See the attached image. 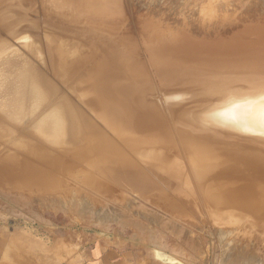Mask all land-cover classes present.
I'll list each match as a JSON object with an SVG mask.
<instances>
[{"label": "rangeland", "instance_id": "obj_1", "mask_svg": "<svg viewBox=\"0 0 264 264\" xmlns=\"http://www.w3.org/2000/svg\"><path fill=\"white\" fill-rule=\"evenodd\" d=\"M18 2L0 0V144L7 147L0 150V264H76L96 239L132 248L164 264H264V229L254 222L261 219L257 215L260 202H253L245 212L231 213L208 197V186L198 176L206 171L209 176L214 171H225L226 165H195L194 156L205 141L215 139L205 129L202 141L197 134L204 132L182 120L184 111L192 107L184 96L174 102L175 107L161 97L234 75L249 82L256 79L254 88L263 90L234 95L227 103L202 107L204 112L211 121L227 126L224 131L228 134L234 129L229 119L237 104L242 109L250 108L252 116L264 115L260 113L264 110V0H87L75 13L67 9L59 12L65 17L59 22L43 4L37 8ZM17 21L20 25L30 23L31 29L25 25L26 29L12 36L15 33L9 30L18 27ZM50 25H60V37L43 31ZM57 45L78 50L68 57L66 80L80 69L69 67L71 63L77 65L88 59L89 69L84 65L81 70L93 74L92 68L95 70L103 60L99 54L107 53L109 61L123 68V75L133 87H142L138 94L145 92V99L156 103L158 116L154 113L150 118L163 130L147 131L150 135L136 143L137 158L130 154L155 173L148 175L154 186L145 190L126 182L122 174L120 179L110 170L98 168V173L96 168L101 164L89 161L102 157L99 139L90 137V150L78 154L68 147L61 154L56 150L59 141L66 139L70 121L52 131L42 127L69 119L72 103L101 124L98 113L82 106V99L93 89L84 84V77L78 78L79 86H68L58 76L53 55ZM186 104L190 107L178 109ZM224 131L220 130L219 135L225 140L217 143H237L226 140L232 138ZM129 134L140 135L138 131ZM163 135L169 140L161 137L163 143L158 142L156 136ZM15 136V142H25L24 146L41 144L38 139L48 141L46 152L27 153L30 161L39 162L43 168L56 161L54 165L60 168L52 177L31 168L9 170L6 165L13 160L7 154L1 155L8 151L25 153L24 146L10 143ZM197 139L200 141L192 144ZM249 139L257 142L245 148L264 152L263 143L258 142L263 139ZM223 149L222 153L228 154ZM166 150L164 161L178 168L168 177L170 180L154 158ZM227 158V163L237 164L235 157ZM247 164L241 162L233 168L238 182L243 173L255 185L263 181L261 168ZM111 165L102 168L113 169ZM126 176L130 177L129 173ZM33 181H39L40 186H33ZM259 200L264 201V195Z\"/></svg>", "mask_w": 264, "mask_h": 264}, {"label": "bare ground", "instance_id": "obj_2", "mask_svg": "<svg viewBox=\"0 0 264 264\" xmlns=\"http://www.w3.org/2000/svg\"><path fill=\"white\" fill-rule=\"evenodd\" d=\"M86 1L87 0H33L32 2V0H20V2L18 3L24 6L26 5L27 7L33 6L37 8H39V6L43 4V7L46 9V11L47 12L49 11V13L51 14V17H53L55 21L59 22V21H62L63 18H65L59 15L58 14L59 12L67 9V11L69 10V12L75 13L77 12L79 8L84 6V3ZM30 2L32 4H29ZM19 14L21 15V13ZM6 16L7 15H5V17ZM25 25L27 26L26 27L27 29H31L30 26H28L30 25V23H25V24L20 25L19 21H17L18 27H13L14 29L9 30V33L10 34L15 33L14 35H12V36H15L19 29H26V28H23ZM38 28L40 29L39 25H38ZM42 29L43 31L45 30L49 31L52 34L55 33L58 37H60V30H61L60 25H50L46 28L43 27ZM73 37L76 38L77 36H73ZM76 51L78 50L70 49V46L66 49H63L62 47L57 45V47L54 49V52H53V55L56 58L54 64L56 65L57 74L60 77L62 83L66 82L68 86L69 85L71 86V83H74L73 84L74 86L76 85L79 86L80 80L78 78L84 77L83 78V80L85 81L84 84L89 85V86L91 85L93 89H91V92L89 94L88 93L86 94L85 99H82V103H83L82 106L87 109L90 107L91 112L93 110L94 112L98 113L97 115H99L102 125L99 124L97 121H95L94 118L89 116V114H87L85 110L83 111L82 107H80L78 104L74 105L75 104L74 102L69 108V113H70L69 119L64 118L62 122L60 123L58 122L50 123L49 122V124L48 123L44 124L42 129L45 131H48V130L52 131V130L57 129L61 123H64L65 121H70L71 125H70L69 130L66 132V139H63L61 142L59 141V145L57 144L56 146L57 147L56 150L59 151V154L63 152L62 151L63 149L68 150V148L72 149V152L74 153L76 152L77 154L80 151L85 150V149L90 150V145H88L89 138L93 137L94 140L99 139L103 144L102 145V153H103L102 157H94L91 161H89V163H92L93 165H95V163H98V162L101 165L102 164L103 165L112 164L113 166L112 165L111 166L114 167L113 169L112 168L110 169L108 167L102 168L103 165L102 167L101 165L98 166L96 169L97 171L99 168L106 172L107 170L115 172V174L119 176L120 179H122L120 177V174H122V177L126 182L135 184L136 186L138 185V187L141 186L145 190H147L151 186L155 185L148 175L152 173L154 174V176L156 175L150 168L145 166L139 159L135 160L134 157L137 158L135 156V154H137L136 153L137 152L136 143L138 144V141L140 140L144 141L147 138L146 135H150L146 132L147 131L154 132L156 129H161L160 125H156V122L150 118V116H152V114H154L156 111V103L148 102L144 97V95H146L145 92L143 93V95L138 94V92L142 90V87L141 86L140 88L133 87L129 83L126 77V74L123 75L122 73L124 71L123 68L119 67L117 62L109 61L108 59L109 56L107 55V53L103 54L101 52L99 56L102 55L103 60L99 59L100 61L98 63L94 61L97 63L96 64L97 66L95 67V70H93L94 68H92L93 74L90 73L91 70H88V72L81 70L84 65H86V67L88 68V64L90 62L88 61L87 58H85V60L86 59L87 60L84 63H80L77 65L76 64L74 65V63H71L72 65L69 67H75V68H80V69L79 70L75 69L76 72L73 73L71 77L68 78V80H66L67 75H68L67 74L68 68L66 67L65 69V66H67V64H70L69 62L70 58L68 57L73 55V53L76 54L75 53ZM97 53H100V52H97ZM93 56L96 57V55L94 54ZM93 65L92 67L95 66ZM87 68H85L84 70H86ZM259 75L260 74H258V76ZM224 77H225V81H228L227 80L228 77H232V76H224ZM232 78H235L234 75ZM194 79L195 78H192L191 81H193ZM69 80H71V82H69ZM77 80L79 81L77 82ZM193 82L197 83L199 81L195 80ZM247 82L249 83V81ZM239 87L238 88L240 89V91L227 92L225 96H228V97H226V99L224 100L223 99L221 100V98L214 97L215 99L212 102L206 103V104L204 103V107L216 106L218 104L227 103L231 98H233L234 95L236 97H241V96H244V94H258V93H251V89H252L251 87L249 91L245 90L243 86L239 85ZM66 96H67L66 99L68 98L70 99V97H68L69 95H66ZM261 98L264 99V95ZM193 107L194 105H192V107H190L186 111L188 113H186L185 111L184 113L186 114V116L193 115V116H196V118H193V120L191 119V122L187 121L186 118H185L186 119L185 121L183 118V121L187 122L188 124H194L195 128H199L200 132H204L203 134L201 133L197 134L198 137L202 138V141H204L205 134L207 133H211L210 137L213 138V140L215 139V141H211V140L205 141V146H202L196 152L194 156L196 159L195 165L203 164V163L211 164L212 162H215V165L218 163L221 165L222 163V165L223 166L226 165V168H227L225 171L224 170L216 171V172L214 171L212 176L211 175L209 176V173H207V171L198 176L200 177L201 181L204 180L202 184H206L208 186V190H209L208 197L214 200L216 203L220 204L221 205L220 207L223 210L229 211L231 213H234V212L236 213L238 211L245 212L252 206L253 202L259 201L260 210L257 215L261 219L258 221L254 220V222L255 224H258V226H261L264 229V201L259 200L264 195V180L263 181L261 180L258 182L261 185V187L254 188L258 186L259 184L255 185L251 183V181H249L250 176L249 175L245 176L246 174L243 173L245 175L242 174L241 183H239L238 174L233 169L234 167H237L239 164H241V162H245V163L248 162V164L250 163L249 166L259 167L261 168L260 171L264 173V152H260V150H254V149L249 150L248 148H245V146L248 145V143L241 144V147L237 143H227V144L217 143V142H222L219 139L225 140L223 136L219 135L220 129L219 130L215 129L214 132L210 130V132L206 133V130L209 131V129L212 128L211 125L216 126L217 122L211 121L209 114L205 113L204 110L203 112H201V110H198L197 108H193ZM260 113H264V110L261 111ZM197 115L199 117L198 119H197ZM188 118L190 119V117ZM229 121L232 122V126H234L235 130H238L237 127L238 128L240 127V130L247 132L248 136L251 138V136L249 135V133H251V128L253 127V125L256 126L257 124H264V115H259L258 113H256L254 116H252V112L250 108L249 110L242 109L237 104L236 107L232 110V117L229 119ZM218 125H221V124L218 123ZM206 127H209V129ZM226 127L227 126H225V128ZM23 128H24V124H23ZM225 128L223 127L222 129H225ZM127 131L129 132L138 131L140 135H137V134L131 135ZM185 135H188V134H185ZM18 136L20 137V135ZM18 136H15L13 139H11L10 143L17 145L18 143L15 142V138L17 139ZM241 136H243L246 140H251L249 139V137L246 138L244 135H241ZM161 137H164L169 140V138L165 135L156 136L157 141L160 143H163V139H164V138L162 139ZM25 140L27 142V139ZM38 140L41 144L29 143L28 146H26L27 144L26 143L24 146V143H25L24 141H23L24 142L23 145L18 144V146L20 147L24 146L22 148H24L25 153L21 152L22 153L21 155H18L17 152L8 151V150H7L8 151L7 153H3L1 155V157H4L6 156L5 154H7V156H9V158L13 160L12 164L6 165L8 166L9 170L18 171L22 169V167L31 168L30 170L32 171H36L37 173H40L43 175H49L52 177L53 173L58 168H60L54 165L55 163H57L56 161H51V162L48 161L50 163V166L47 168H43L41 167V164L39 162H35V161L32 162L29 159L28 153L37 154L38 152H41V151L46 152V150H44V146L49 145L47 143L48 141H43L42 139H38ZM22 141H19V143L21 142L22 144ZM199 141H200L199 139L194 140L192 144H196ZM160 146H162V144ZM251 146H253V144H251ZM0 147H1L0 149L1 151L7 148L6 146H3L2 144H0ZM223 148H225V151H227L228 154L222 153L224 151ZM167 153H168L167 150L158 152L157 155L154 156V158L156 160V164L159 165V167L163 169L162 173L167 176L166 178L168 180H170L168 177L173 175V173L175 174L177 172L175 169L178 170V168L171 164H167L168 162L164 161V157L166 156ZM130 154H133L134 157L130 156ZM227 157H230V158L235 157L237 159L236 160L237 164L232 163L230 161L231 160L230 158L228 160V162L229 161L230 162L227 163L226 162ZM71 159L74 160L75 162H79L74 157H71ZM242 167L246 168V166L244 165H242ZM98 173L100 172L98 171ZM127 173H129L130 177L126 176ZM22 178H24V176H22ZM32 184L33 186H36V187L40 186L39 181H33ZM99 185L101 186L100 182H99ZM11 191L14 192L13 189H11ZM146 194L147 193H145V195ZM255 194L259 196L256 197ZM2 197L4 198L5 196H2ZM42 199H45V198H42ZM12 201H15V200H12ZM259 202H258V205H259ZM255 204H257V202ZM237 264H241V263L238 262Z\"/></svg>", "mask_w": 264, "mask_h": 264}, {"label": "water", "instance_id": "obj_3", "mask_svg": "<svg viewBox=\"0 0 264 264\" xmlns=\"http://www.w3.org/2000/svg\"><path fill=\"white\" fill-rule=\"evenodd\" d=\"M251 78H253V77H251ZM227 80L228 81H225L224 78H221V80H218V81H206V82H203L200 86H196L194 88L188 87V88L183 89V90H174V91L170 92L171 96L168 95L166 97L164 95L161 97H163L162 99H164L166 103H171L170 105L175 107L176 103L174 104V102H177L178 99L181 98V96H184L186 98V100L188 102H190V104L194 105L193 108H197L198 110H201V112H203L204 108H202V107H204V103L206 104V103L212 102L215 99L214 97L221 98V100L226 99V97H228V96H225V94L227 92H229V91H240L239 85L243 86L245 88V90H248V91L250 90V87H251L252 88L251 93H257V92L260 93V91L263 90L262 87L259 88L260 86H258L259 89L256 90L254 88V86L252 85L253 83L257 82L256 79L254 81L250 80L249 83L247 81H244L243 78L228 77ZM255 87H257V86H255ZM178 94H181L180 96H178L179 98L176 97V95H178ZM190 95H193L194 97L192 96L191 98H188V96H190ZM242 101H245V100H242ZM263 103L264 102L261 103L262 106H263ZM184 107L189 108L190 106H188V104H186V105L178 106V109L179 108L184 109ZM199 107H200V109H199ZM171 109H169L171 111V113L169 112L170 114H172ZM200 116H201V114H200ZM182 117L184 118L185 121L187 119V121H190V122H191V119L193 120V118H196V116H193V115H187L186 116L185 113L182 115ZM188 117H190V119ZM198 118L199 117L197 115V119ZM200 118H202V117H200ZM211 126H212V128H210V129H209V127H206L209 129L208 132H210V130L214 132L215 129H217V130L220 129V130L224 131V129H222L223 126L218 125V123L216 124V126L215 125H211ZM237 129L238 130L231 129L232 130L231 134H228L227 132L224 131L226 134L229 135V136L227 135L226 137L232 138V139H226V140H233V141H236L237 143H240V144H247V143L256 144L257 141L246 140L243 136H241V135H247V134H246V132L241 131L240 127L239 128L237 127ZM238 135H240V137ZM249 135L258 137L260 139H264V125L261 127H252L251 133H249ZM258 142L264 143V141H262V140H259Z\"/></svg>", "mask_w": 264, "mask_h": 264}, {"label": "crops", "instance_id": "obj_4", "mask_svg": "<svg viewBox=\"0 0 264 264\" xmlns=\"http://www.w3.org/2000/svg\"><path fill=\"white\" fill-rule=\"evenodd\" d=\"M76 264H164L140 255L132 248L118 247L102 239L94 240Z\"/></svg>", "mask_w": 264, "mask_h": 264}]
</instances>
